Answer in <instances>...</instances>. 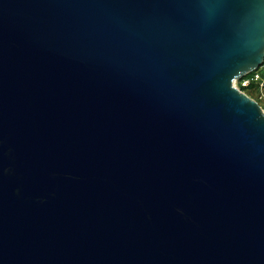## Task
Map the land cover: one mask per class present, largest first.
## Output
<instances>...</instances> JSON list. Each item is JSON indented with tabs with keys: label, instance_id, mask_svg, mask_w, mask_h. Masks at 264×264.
<instances>
[{
	"label": "water",
	"instance_id": "1",
	"mask_svg": "<svg viewBox=\"0 0 264 264\" xmlns=\"http://www.w3.org/2000/svg\"><path fill=\"white\" fill-rule=\"evenodd\" d=\"M264 0H0V264H264Z\"/></svg>",
	"mask_w": 264,
	"mask_h": 264
},
{
	"label": "built area",
	"instance_id": "2",
	"mask_svg": "<svg viewBox=\"0 0 264 264\" xmlns=\"http://www.w3.org/2000/svg\"><path fill=\"white\" fill-rule=\"evenodd\" d=\"M234 84L260 104V100L264 98V56L255 69L235 79Z\"/></svg>",
	"mask_w": 264,
	"mask_h": 264
},
{
	"label": "rangeland",
	"instance_id": "3",
	"mask_svg": "<svg viewBox=\"0 0 264 264\" xmlns=\"http://www.w3.org/2000/svg\"><path fill=\"white\" fill-rule=\"evenodd\" d=\"M260 105L262 106V108L264 109V98L262 100H260Z\"/></svg>",
	"mask_w": 264,
	"mask_h": 264
}]
</instances>
